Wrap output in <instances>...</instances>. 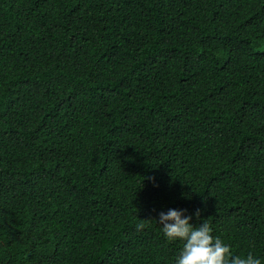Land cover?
<instances>
[{"label": "trees", "instance_id": "16d2710c", "mask_svg": "<svg viewBox=\"0 0 264 264\" xmlns=\"http://www.w3.org/2000/svg\"><path fill=\"white\" fill-rule=\"evenodd\" d=\"M169 208L264 264V0H0V264H174Z\"/></svg>", "mask_w": 264, "mask_h": 264}, {"label": "clouds", "instance_id": "9594fccd", "mask_svg": "<svg viewBox=\"0 0 264 264\" xmlns=\"http://www.w3.org/2000/svg\"><path fill=\"white\" fill-rule=\"evenodd\" d=\"M201 212L197 209L188 214L186 208H169L154 219L169 241L181 242L174 264H262L261 258L252 252L245 256L234 255L231 246L214 234ZM194 216L199 223L192 222Z\"/></svg>", "mask_w": 264, "mask_h": 264}]
</instances>
